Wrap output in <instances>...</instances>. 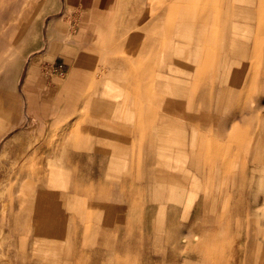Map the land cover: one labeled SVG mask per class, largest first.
<instances>
[{
    "label": "crops",
    "instance_id": "0c3cea01",
    "mask_svg": "<svg viewBox=\"0 0 264 264\" xmlns=\"http://www.w3.org/2000/svg\"><path fill=\"white\" fill-rule=\"evenodd\" d=\"M244 1L239 13L238 0H167L162 17L156 2L140 3L139 17L101 19L83 31L104 42L113 65L102 72L112 81L99 82L95 63L78 73V56L70 57L69 71L89 89L66 88L71 99L59 117L85 125L51 135L68 154L69 191L53 201L55 216L69 221L70 264H264V96L240 104L237 67L211 62L207 78L203 54L206 40L221 39L223 19L247 25L254 3H264ZM243 34L249 30L235 25L227 41ZM236 43L211 57L239 61ZM34 65L54 87L44 60ZM19 217L28 215L14 203L1 210L0 233ZM22 264L38 262L26 254Z\"/></svg>",
    "mask_w": 264,
    "mask_h": 264
},
{
    "label": "rangeland",
    "instance_id": "374dc122",
    "mask_svg": "<svg viewBox=\"0 0 264 264\" xmlns=\"http://www.w3.org/2000/svg\"><path fill=\"white\" fill-rule=\"evenodd\" d=\"M150 2L157 3L162 17L167 0H0V189H8L0 196V211L14 203L18 213L28 215L12 219L9 234L0 233V264L8 260L22 264L26 254L38 264H70L69 221L55 216L54 211L60 208L53 201L54 194L69 191L68 154L59 152L65 143L56 146L58 139L51 135L61 130L67 135L71 124L85 125L75 123L73 114L59 117L61 104L71 99L66 88L77 82L89 89L88 81H80L74 68L87 73L85 69L95 63L96 74L91 76L99 82L111 80L102 74L113 65L111 59L102 56L104 42L94 40L91 33L85 39L87 33L83 31H90L94 21L101 19L139 17L134 7L146 3V8ZM238 3L240 13L246 2ZM253 7V13L259 14L252 24L256 27L264 22V3L256 2ZM209 12L206 8L207 20ZM76 56L80 64L69 71L70 57ZM40 58L49 67L64 64L65 71L57 75L48 68L47 77L53 79L54 87L44 85L43 75L34 65ZM61 85L64 90H59ZM260 94L259 99L264 88ZM77 111L86 113L84 107ZM62 138L68 142V137Z\"/></svg>",
    "mask_w": 264,
    "mask_h": 264
},
{
    "label": "bare ground",
    "instance_id": "6f19581e",
    "mask_svg": "<svg viewBox=\"0 0 264 264\" xmlns=\"http://www.w3.org/2000/svg\"><path fill=\"white\" fill-rule=\"evenodd\" d=\"M225 1V0H224ZM226 1H231V0H226ZM226 3V2H225ZM170 4V3H169ZM227 5H229V4H227ZM171 6V5H170ZM169 6V7H170ZM173 6V5H172ZM191 6V5H190ZM224 6H226V5H224ZM202 8V7H201ZM221 8V7H220ZM228 8V7H227ZM224 9V8H223ZM222 9V10H223ZM222 10H219V11H222ZM260 10H261V8H260ZM227 12V9L225 10L224 9V12L223 13H226ZM259 12V11H258ZM221 13V12H220ZM261 13V12H260ZM262 14L264 15V13H263V11H262ZM258 15L259 14H256V12L254 13V15H253V18H250L249 19V21H248V23H247V25H244V20H239V22H238V24H235L234 22H232V20H230V21H227V22H225V20L223 19L222 21V24H221V26H220V28L222 29V34H221V39L220 40H217V41H209V40H206L205 42H204V40H203V42L205 43V45L206 46H204L203 45V54H204V66L206 67V71H208V69H209V66H210V64H211V62H214V64H215V66H216V63L219 61L220 62V64L222 63V67L224 66V65H226L227 64V66H226V68L228 69V70H230L231 68H233V67H237V69H236V71L238 72L237 73V83H244L243 85H244V88H242V90L240 91V96H238V98H237V101L241 104L242 102H245L246 101V99H248V100H251V101H258L259 100V94H260V92L263 90V87H264V22H260V24H259V22H258V20H257V22H258V25H256V27H255V25H251L252 24V22L255 20V19H257L258 18ZM221 16H223V15H221ZM223 18H224V16H223ZM262 18H264V17H262ZM222 19V18H221ZM229 20V19H228ZM259 20H261L260 18H259ZM217 22V21H216ZM215 22V23H216ZM218 24H220V23H218ZM235 25H237V27L239 28V29H244V28H246L247 30H249V34H248V36L246 35V34H244L243 36H240L239 38H240V40L239 41H237V43L236 42H233V43H231L230 41H227L228 40V35H229V33L233 30V28L235 27ZM217 27H219V26H217ZM216 27V28H217ZM219 28V29H220ZM220 29V30H221ZM210 30V29H209ZM206 35V34H205ZM208 36V35H207ZM227 42V43H226ZM230 42V43H229ZM258 42H261L262 44H258ZM234 43H236L237 44V49L238 50H241L242 51V55H238V57L240 58L239 59V61H238V59L236 60H234V59H230V58H228L227 56H222V54L219 56V57H214V58H212L211 57V52H215V51H219V50H221L222 52L225 50V49H227L228 47H229V45L230 44H234ZM203 44V43H202ZM190 50V49H189ZM188 50V51H189ZM201 50V49H200ZM193 52V51H192ZM215 56V55H214ZM231 57V56H230ZM203 62V61H202ZM213 66V65H212ZM211 66V67H212ZM258 68L260 69H263V71L262 70H260V72L259 71H257L258 70ZM13 69V68H12ZM199 69H200V67H199ZM11 71V70H10ZM211 71H212V68H211ZM208 73L209 72H207L206 74H207V76H208ZM220 74H221V72H220ZM233 74H235V73H233ZM213 75H214V73H213ZM235 76V77H236ZM204 77H206V76H204ZM210 77V76H209ZM8 79V78H7ZM217 82V81H216ZM6 83V82H5ZM8 83V82H7ZM231 85V84H230ZM235 85V84H234ZM242 85V86H243ZM218 86V85H217ZM262 86V87H261ZM228 87V86H227ZM227 87H225V88H227ZM203 88V87H202ZM208 88H210V87H208ZM207 88V89H208ZM224 88V87H223ZM223 88H222V90H223ZM240 88V89H241ZM199 89V88H198ZM201 89V88H200ZM200 89H199V91H200ZM205 91V90H204ZM203 91V92H204ZM208 90H206V92H207ZM225 91H226V89H225ZM196 92H197V89H196ZM201 92H202V90H201ZM201 92H198L199 94H201ZM202 92V94H204L205 95V93H203ZM208 93H209V91H208ZM217 94V93H216ZM215 94V95H216ZM198 95V94H197ZM208 95V97H209V94H207ZM214 95V96H215ZM239 95V94H238ZM261 95V94H260ZM203 96V95H202ZM200 97H201V95H200ZM203 98H206V97H202V100H204ZM216 98V97H215ZM207 101H208V99H207ZM215 101V103H216V99L214 100ZM202 102V101H201ZM203 102H205V101H203ZM202 102V103H203ZM235 102V101H234ZM224 103V102H223ZM199 104H201V103H199ZM208 104V103H207ZM207 104H206V106H207ZM218 104H220V102L218 103ZM238 104V103H237ZM239 104V105H240ZM215 104H213V106H214ZM221 105V104H220ZM246 105H248V104H246ZM201 106V108H202V105H200ZM204 106H205V104H204ZM204 106H203V108H204ZM205 106V107H206ZM221 106H224V104H222ZM210 107V106H209ZM257 107V106H256ZM207 108V110H208V106L206 107ZM205 109V108H204ZM212 109V108H211ZM233 109V108H232ZM257 109V108H256ZM240 110V109H239ZM245 113V112H244ZM249 113V112H248ZM249 115H250V113H249ZM226 116V114L224 115V117ZM241 116V115H240ZM239 116V117H240ZM227 117H229V116H227ZM242 117V116H241ZM240 117V118H241ZM238 118V117H237ZM240 118H238L239 120H240ZM243 118V117H242ZM228 119V118H227ZM222 121L223 122H225L224 121V119H222ZM233 121V120H232ZM227 122V121H226ZM230 123H231V121H229ZM240 122V121H239ZM230 123H228V124H230ZM247 123V122H246ZM219 124H220V122H219ZM260 125V124H259ZM207 127V126H206ZM210 127V126H209ZM223 127H225V126H223ZM261 127V126H260ZM227 128V127H226ZM263 128V127H262ZM211 129V128H210ZM238 129V128H237ZM247 130V129H246ZM212 131V130H211ZM232 131V130H231ZM235 132H237V130L235 129L234 130ZM242 131V130H241ZM242 132H244V130L242 131ZM257 132V131H256ZM260 132V131H259ZM201 133V132H200ZM245 133H246V131H245ZM244 133V134H245ZM210 134V133H209ZM248 134H249V132H248ZM257 133H255V135H256ZM213 135V134H212ZM229 135V134H228ZM233 135V134H232ZM240 135H242V134H240ZM239 135V136H240ZM251 135V134H250ZM253 135V134H252ZM261 136V135H260ZM256 137V136H255ZM262 137V136H261ZM232 138V137H231ZM235 138H237V137H235ZM234 138V139H235ZM257 138V137H256ZM255 138V139H256ZM208 139V138H207ZM249 139H250V137H249ZM254 139V140H255ZM204 140V139H203ZM253 140V139H252ZM251 140V141H252ZM259 140V139H258ZM231 141H233V140H231ZM236 141V140H235ZM260 141V140H259ZM212 143V142H211ZM252 143V142H251ZM254 143H255V141H254ZM258 143V142H257ZM192 144H194V143H192ZM204 144V143H203ZM220 144H222L223 146L225 145V144H223V143H220ZM213 145V144H212ZM228 145H230V144H228ZM227 145V146H228ZM194 146H195V144L193 145V148H194ZM226 146V147H227ZM251 146V145H250ZM211 147V146H210ZM222 147V146H221ZM213 148V147H212ZM202 149V148H201ZM200 149V150H201ZM211 149V148H210ZM225 148H223V150H224ZM207 150V149H206ZM212 150V149H211ZM243 150H244V148H243ZM252 150V149H251ZM218 151V150H217ZM216 151V152H217ZM240 151V150H239ZM193 152V151H192ZM195 153V152H194ZM242 153V152H241ZM209 154H211V153H209ZM203 156H204V154H203ZM208 156V155H207ZM214 157V156H213ZM218 157V156H217ZM210 158V157H209ZM215 158H216V156H215ZM255 158V157H254ZM256 159V158H255ZM195 160H196V158H195ZM219 160V159H218ZM218 160H215V162L217 161L218 162ZM205 161V160H204ZM256 161V160H255ZM210 162V161H209ZM214 162V163H215ZM205 163V162H204ZM211 163V162H210ZM213 163V162H212ZM213 163V164H214ZM209 164V163H208ZM198 165V164H197ZM203 165V164H202ZM193 166V165H192ZM211 167H212V165H211ZM219 167V166H218ZM235 167V166H234ZM189 168H191V167H189ZM195 168V167H194ZM202 168V167H201ZM197 169V168H196ZM207 169V168H206ZM197 171H199V170H197ZM201 171V170H200ZM203 171V170H202ZM214 172V171H213ZM210 174H212V173H210ZM202 175H203V173H202ZM207 175V174H206ZM209 176V175H208ZM220 179V178H219ZM216 180V179H215ZM208 181H209V179H208ZM212 181V180H211ZM207 182V181H206ZM72 210V209H71Z\"/></svg>",
    "mask_w": 264,
    "mask_h": 264
},
{
    "label": "built area",
    "instance_id": "2783aa9c",
    "mask_svg": "<svg viewBox=\"0 0 264 264\" xmlns=\"http://www.w3.org/2000/svg\"><path fill=\"white\" fill-rule=\"evenodd\" d=\"M49 68H50L49 70L51 71V74H55V75L65 71L64 70L65 69L64 64H62V63H59V64L58 63H53L51 65V67H49Z\"/></svg>",
    "mask_w": 264,
    "mask_h": 264
}]
</instances>
